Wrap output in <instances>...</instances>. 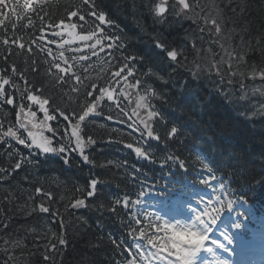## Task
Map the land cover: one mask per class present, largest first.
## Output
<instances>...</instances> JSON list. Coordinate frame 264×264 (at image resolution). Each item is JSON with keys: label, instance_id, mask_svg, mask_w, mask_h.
<instances>
[{"label": "trees", "instance_id": "16d2710c", "mask_svg": "<svg viewBox=\"0 0 264 264\" xmlns=\"http://www.w3.org/2000/svg\"><path fill=\"white\" fill-rule=\"evenodd\" d=\"M7 4L10 7L0 8V12L3 11L0 13V77L7 79L17 71L29 70L28 73L33 74V68L43 67V62L51 65L45 57L28 60L25 52L9 50L1 43L3 38L23 44L30 53L48 54L51 46L44 31L49 26L75 25L81 33L95 35L99 19L94 13L104 14L108 20L115 21L124 34L122 48L109 38L110 51L122 58V67L131 66L133 78L138 79L141 86L151 85L144 79L149 75L153 81H158L156 83L163 82V87L157 86L155 93L164 99L176 95L175 91L182 92L189 100L193 97V102L184 109L175 107L174 100L168 104L171 111L177 110L187 121L180 124L176 119H169L165 124L169 132L171 127L178 129L167 141L174 157L184 162L191 157L184 139L192 135L201 142L200 152L209 155L211 164L220 166L231 160L243 165L249 174L263 171L250 185L263 183L264 191V77H257L264 71V0H216L210 15L216 18L212 22L209 18L199 24L194 12H186L182 22L162 26L154 23V14L149 11L153 0H43L36 3L11 0ZM172 4L173 0H169L168 7ZM209 4L211 2L201 0L204 11ZM72 12L77 15L71 16ZM214 23L220 28L219 32L211 26ZM172 25L175 29L168 30ZM201 27L202 32H199ZM157 35L170 50L177 51L179 64L170 61L156 46ZM39 45H43V51ZM129 52L132 55H128ZM159 76L164 79H158ZM36 83L47 87L41 80ZM13 85L14 89L4 94L5 99L0 100V104L11 98L15 110L23 105L25 98L17 92V83ZM259 90H262L260 94ZM73 103L71 98L65 105L70 107ZM11 116V109L2 110L0 120ZM5 130L0 127V169H4L0 172V264L106 263L112 253L100 246L110 243L102 222L101 227L91 224L94 233L91 230L86 233L87 224L83 219L64 218L66 244L60 245V233L57 231L51 240L53 234L48 232L47 219L35 211V204L42 202L49 212L58 211L62 216L65 211L61 208L69 204L84 169L68 163L70 168L66 170L60 158L42 160L2 134ZM103 150L96 148L99 153ZM16 164L20 165L19 169ZM246 187L245 191L233 185L235 191L250 202L264 200V195L251 191L249 182ZM49 241L53 250L48 249Z\"/></svg>", "mask_w": 264, "mask_h": 264}, {"label": "snow or ice", "instance_id": "6c2138e0", "mask_svg": "<svg viewBox=\"0 0 264 264\" xmlns=\"http://www.w3.org/2000/svg\"><path fill=\"white\" fill-rule=\"evenodd\" d=\"M154 3H155V0H153V4ZM178 3H179V5H182L183 8H179L176 4H173L171 6V16H173V17L181 16L183 14V10L187 9L189 7V5L187 3H185V0H178ZM153 4H150L148 7H149L150 13L154 14L153 15L154 23L163 24V23L168 22V17L164 15V13H165L164 0H161V3L155 5L154 7H153ZM0 5H3L4 7H10V5L5 3V0H0ZM94 14L98 16V19L101 22H103L105 20L104 14H101V13H94ZM76 15H77L76 12L71 13V16H73V17H75ZM184 18H187L186 15L184 16ZM81 19H83V16H81ZM173 22H178V21H173ZM109 23H111V21H109ZM71 27L74 28L75 25H72ZM216 31L219 32L220 28L217 27ZM69 34L72 35L71 32ZM52 35L59 36L60 33L53 31ZM80 39L87 40V39H91V37L90 36H82V37H80ZM110 39H112L113 41H119L120 37H110ZM154 39H155L156 46L158 48H161L165 52L167 58H170V61H175L177 64L180 63V61L178 60L177 51L170 50L167 47L166 42L163 39H161L159 35H157ZM71 42H72L71 40H65L64 44H70ZM5 43H8V42L5 41ZM50 43H54V42L50 41ZM96 43H99V40H97ZM116 46L122 47L123 45L117 43ZM20 47L23 48L24 45L20 44ZM39 47L41 48L42 51L44 50L43 45H39ZM92 47L95 48V45H93ZM72 50L77 51V52L80 51V49H78V48L72 49ZM48 54L49 55L52 54V51L50 48L48 49ZM93 54H95V53H93ZM59 55H60V59L64 60V64L68 65V61L66 59H64L63 52H61ZM73 59H77V58L73 57ZM78 59L84 60V59H86V57L80 56ZM124 59L128 60L129 58L125 57ZM132 59L134 60L135 57H132ZM50 66L55 67L57 69L58 73H64L65 75H67L68 73H70L72 71L71 65H68L67 67H61L60 64L53 63ZM125 67H127L129 69L128 75H131L132 74L131 66L128 64H125ZM35 70L36 69L34 67L33 71H35ZM13 71H15V69H13ZM153 74H155V73H153ZM115 75L119 76L120 73L116 72ZM73 76L75 77L76 81L79 83L81 80V77L76 73H73ZM54 78H55V80H57L63 84H67L69 82L68 80H65L63 76L55 75ZM157 78L162 79V80L164 79L160 76ZM8 83H9L8 79H3L2 77H0V98H2L4 96V85H7ZM165 83H167L166 80H165ZM82 86L86 87L84 85H82ZM91 87H92L93 91H95L96 85L93 84ZM71 90L73 92H76V91H79V88L76 85H73ZM104 91H105V89H103V88L100 89L101 94H103ZM92 94H93V92L89 91L86 93V96L91 97ZM108 98L110 100L112 99L111 93H109ZM27 99L29 101H32V102L38 101L39 110L44 114V122H45L44 126L45 127H47V124H46L47 121H51V120L56 119L55 116L49 114L48 107H46L50 103L48 98L38 99L37 95L31 94V92L29 91V94L27 95ZM5 102L8 105H12L13 99L8 98V99H6ZM95 108H96V104L86 102L85 106L82 108L81 114L73 113L71 116H69V115H65L63 113V111H61L60 115L63 116L65 121H71L76 116H78V121H84L85 118L88 117L89 114L92 113ZM20 111L21 112L24 111V107L22 105L20 107ZM29 115L34 118L36 116V112L30 111ZM156 115H157V112L155 110L149 111L147 113V119L151 120V118L156 116ZM141 123L144 124L143 129H139V128H135V127L133 129L134 131H137L140 133L141 138L146 133L147 137L151 138L152 140H155L157 142H159L161 140V135L153 130V127L150 123H147L144 120H142ZM24 126L25 125H23V124L21 125V127H24ZM33 127L34 128L38 127V125L33 124ZM75 127L78 129L79 123H77L75 125ZM48 130L53 131L51 128H49ZM177 131H178V129L175 127H171L170 132L168 131L167 127L164 128V134L167 137H174L177 134ZM4 135L5 136L10 135V136L18 139L20 144H25V140L20 139L19 137H16V133L13 132L12 128H9L8 131L6 133H4ZM28 135L31 137L32 143L35 144L37 148L42 149L44 153H50V152H54V151H58L59 153L65 152V146L64 145H62L59 149H54L52 147H49L48 145L51 143V141H49L42 134L38 135V134H35L33 132H29ZM73 135L76 136V148L79 149V154L82 157V159L87 163H93V161H91L89 159V156L84 154V149H83L82 141L80 140V137L78 135H76V132H73ZM70 143H71V141L68 142L69 145H70ZM94 143H95L94 140L89 139V144H94ZM126 147L131 148L132 145L127 144ZM157 147H159V143H157ZM73 151H75V149H73ZM135 152L139 156L145 155V153L141 151L140 147H136ZM65 163H68V161L65 160ZM15 167L17 169H19L20 165L16 164ZM179 167L185 168V164L181 161V163L179 164ZM2 171H4V169H0V172H2ZM206 182L207 181L204 178L201 180L202 184H204ZM98 183H100V182L97 181L96 179H92L90 181V191L87 193V195L89 197L96 196ZM200 202H203V201L201 200ZM116 203L119 204L120 201L117 200ZM131 203L133 206H135L138 203V201H132ZM124 204H125V206H127L129 204L128 199H125ZM232 205H233V202L229 201L227 204V209H231ZM83 206H85V200L84 199H77L76 202L72 205L73 208H80ZM40 211L47 213L49 211V209L47 207H41ZM209 211H210V209L208 208L207 203H205L204 211L202 213L195 211L194 217L187 224L168 223L165 221L163 223V225H160L157 229V231H159L161 229L163 230V232L165 234L164 237L162 239H159V238L151 239L150 238L149 243L150 244H156L157 247H159V248L163 249L164 251H167L170 254L174 255L176 257V261L178 262V264H197L198 254H200L201 252H211L212 251V247H206V245H205L206 241H208L212 245H215L217 248L222 247V245L220 243H218L217 239L211 238V240H209L208 234L213 231V226L216 225L217 221L220 219V214L223 211V206L221 205L220 208H216L215 209L216 214L213 216H209ZM203 217H208V218L205 219ZM136 223H139V220H136ZM237 227H238V225H237ZM141 235H143V233H141ZM224 238L228 239L227 236H225ZM59 244L65 245L66 240L63 238H60ZM140 247L141 246L139 245V243H137V245H136L137 250H139ZM45 258L48 259L49 257L46 256Z\"/></svg>", "mask_w": 264, "mask_h": 264}, {"label": "rangeland", "instance_id": "374dc122", "mask_svg": "<svg viewBox=\"0 0 264 264\" xmlns=\"http://www.w3.org/2000/svg\"><path fill=\"white\" fill-rule=\"evenodd\" d=\"M262 75V74H261ZM186 217H189V215H186ZM189 221L188 220H185V221H179V224H187ZM215 231H218V232H223L224 234H226V230L221 228L220 226H218ZM209 235V234H208ZM219 234H214L213 232H211V234L209 235V240H211V238H214L216 239L217 236ZM208 245H210V243L208 242ZM203 253V252H201ZM205 253V252H204ZM206 253H209V252H206ZM200 261H197V264H199Z\"/></svg>", "mask_w": 264, "mask_h": 264}, {"label": "bare ground", "instance_id": "6f19581e", "mask_svg": "<svg viewBox=\"0 0 264 264\" xmlns=\"http://www.w3.org/2000/svg\"><path fill=\"white\" fill-rule=\"evenodd\" d=\"M124 1H125V0H124ZM81 113H82V112H81ZM81 113H79V114H81ZM77 118H78V116H77ZM91 130H94V129L91 128ZM88 215H89V217H91V216H95L96 213H95V212H90ZM101 246L106 247L108 250L111 251V244H110L109 242L102 243ZM109 253H110V252H109ZM109 253H108V254H109ZM108 254H107V255H108ZM110 259H111V256L107 259V262L104 263V264H108L109 261H110ZM66 264H68V263H66Z\"/></svg>", "mask_w": 264, "mask_h": 264}, {"label": "water", "instance_id": "95a60500", "mask_svg": "<svg viewBox=\"0 0 264 264\" xmlns=\"http://www.w3.org/2000/svg\"><path fill=\"white\" fill-rule=\"evenodd\" d=\"M42 150V149H41Z\"/></svg>", "mask_w": 264, "mask_h": 264}]
</instances>
